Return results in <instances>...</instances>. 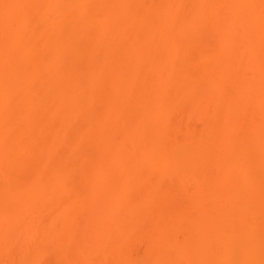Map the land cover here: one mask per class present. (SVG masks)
<instances>
[{"label":"bare ground","instance_id":"bare-ground-1","mask_svg":"<svg viewBox=\"0 0 264 264\" xmlns=\"http://www.w3.org/2000/svg\"><path fill=\"white\" fill-rule=\"evenodd\" d=\"M0 264H264V0H0Z\"/></svg>","mask_w":264,"mask_h":264}]
</instances>
